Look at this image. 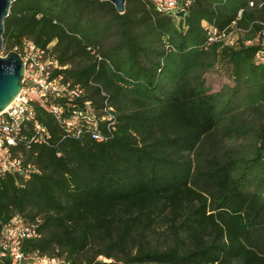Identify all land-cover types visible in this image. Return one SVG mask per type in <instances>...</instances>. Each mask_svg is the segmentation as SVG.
<instances>
[{"label":"trees","instance_id":"16d2710c","mask_svg":"<svg viewBox=\"0 0 264 264\" xmlns=\"http://www.w3.org/2000/svg\"><path fill=\"white\" fill-rule=\"evenodd\" d=\"M234 21L250 29L237 44L210 42L211 26L227 31ZM256 21H264V0H191L185 16L161 13L153 0H127L124 13L101 0L14 2L4 50L24 38L56 41L66 68L54 75L85 87L97 111L107 101L115 121L102 124V140L91 130L68 134L35 101L50 143L27 150L37 152L40 173L0 181V233L23 216L40 233L24 240L25 253L61 264H264ZM214 68L234 84L214 89ZM58 100L70 115L75 107ZM162 224L172 236L164 246L154 242Z\"/></svg>","mask_w":264,"mask_h":264},{"label":"built area","instance_id":"2783aa9c","mask_svg":"<svg viewBox=\"0 0 264 264\" xmlns=\"http://www.w3.org/2000/svg\"><path fill=\"white\" fill-rule=\"evenodd\" d=\"M161 13L187 10L191 0H153ZM242 16L239 12L238 19ZM262 26L260 35L264 46V21H256ZM250 29L238 26L234 21L229 30L220 32L216 25L211 26L210 42H223L225 45H235ZM251 41H246L249 44ZM56 41L43 47L34 40L24 38L19 47H15L25 63L24 86L15 100L0 113V181L8 174L21 175L26 180L34 173H40L41 168L36 161L37 152L29 156L27 150L33 145L49 144L51 132L40 121L35 101L47 105L52 115L63 124L67 133L81 134L83 130H91L96 139L102 140V124L115 118L113 108L107 101L97 111L93 101L85 98L86 89L81 84H73L71 80L64 81L62 73L54 75L56 69L62 66L55 50ZM264 60V49L258 53ZM101 58V57H100ZM105 92L102 91L104 96ZM59 99H66L72 105L73 112L66 116L67 108ZM82 100L78 108L75 100ZM77 128V130H75ZM40 236L35 224L28 222L23 216L15 215L5 223L0 233V264L5 258H10L11 264H61L59 256H50L34 252L26 254L23 249L24 240Z\"/></svg>","mask_w":264,"mask_h":264},{"label":"water","instance_id":"95a60500","mask_svg":"<svg viewBox=\"0 0 264 264\" xmlns=\"http://www.w3.org/2000/svg\"><path fill=\"white\" fill-rule=\"evenodd\" d=\"M18 0H0V113L4 111L22 91L24 86L25 63L16 50L2 55L4 48L5 20L10 15L13 3ZM113 3L119 13L126 11L127 0H101ZM179 16H185L180 11Z\"/></svg>","mask_w":264,"mask_h":264},{"label":"rangeland","instance_id":"374dc122","mask_svg":"<svg viewBox=\"0 0 264 264\" xmlns=\"http://www.w3.org/2000/svg\"><path fill=\"white\" fill-rule=\"evenodd\" d=\"M176 20H179L178 17H175ZM2 55H6L7 52L4 50H2L1 52ZM225 70V69H223ZM209 76H207V82L208 84L212 85L214 87V89H222L224 88L226 85H228V83H232L234 84V81H232V79L229 78L228 74L225 71H222L221 68H214L212 70L209 71ZM158 231L160 234H157L156 236H154V242L157 244H160L162 246H164V244H167L168 240L169 242H171L172 236L170 234V232H168V227L166 224H162L158 227ZM167 237V239H166ZM105 258V257H104Z\"/></svg>","mask_w":264,"mask_h":264}]
</instances>
